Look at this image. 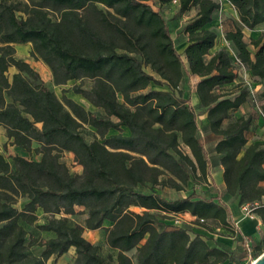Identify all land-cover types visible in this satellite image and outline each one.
<instances>
[{
  "label": "trees",
  "instance_id": "16d2710c",
  "mask_svg": "<svg viewBox=\"0 0 264 264\" xmlns=\"http://www.w3.org/2000/svg\"><path fill=\"white\" fill-rule=\"evenodd\" d=\"M26 1L24 14L28 17L24 19L17 15L14 3L0 0V126L12 144L25 152H31L33 142H38L43 157L37 162L15 156L12 165L0 153V195L30 200L20 212L14 208L15 202L0 198V252L6 251L0 253V264H45L72 247L78 254L75 264H111L98 253L99 247L83 236L85 230L103 228L105 221L113 224L104 228L108 246L118 253L113 264L233 261L227 247H211L203 235L193 238L184 227L170 230L160 222V213H186L198 221L213 220L229 228L231 208L222 198L226 194L238 198L241 206L260 203L255 213L264 223V188L260 186L264 182V143L247 147L245 134L250 121L240 119L223 126L240 101L218 102L215 91L233 83L237 75L226 50L218 51L210 61L206 58L217 34L203 27L215 20L220 4L214 0H180L182 12L192 6L199 8L197 18L185 27L189 34L185 59L189 72L202 78L197 88L202 107L208 108L210 129L223 136L216 152L222 155L226 191L207 198L193 191L170 200L155 191L146 194L136 188L161 184L185 191L192 180L208 181L211 164L201 140L196 109L189 99L176 94L185 76L184 59L160 10L173 0ZM151 1L159 7L157 10ZM229 2L245 28L264 23V0ZM54 12L59 13L56 19L51 18ZM144 31L157 41L158 57L165 60L156 70L159 79L144 68L150 58ZM117 39L125 43V52L117 50ZM226 39L234 44L240 62L263 81L264 45L253 58L240 29L227 33ZM26 43H31L50 67L55 85L64 86L71 80L93 81L90 90L79 86L72 90L104 113L86 111L67 96L59 99L31 64L17 58L14 44ZM12 67L17 72L10 77ZM150 84L170 90L142 93ZM119 93L123 103L117 99ZM87 124L103 139L110 129L119 133L102 144L87 142L79 131ZM123 127L131 136L122 134ZM180 142L189 153L179 148ZM63 150L75 154L84 167L82 175L70 174L58 154ZM77 206L90 209L87 227L69 222L68 216L77 213ZM39 208L53 216L42 230L56 237L42 244L45 250L41 257H31L19 251L26 234L19 220L34 223ZM257 248L260 252V246Z\"/></svg>",
  "mask_w": 264,
  "mask_h": 264
},
{
  "label": "rangeland",
  "instance_id": "374dc122",
  "mask_svg": "<svg viewBox=\"0 0 264 264\" xmlns=\"http://www.w3.org/2000/svg\"><path fill=\"white\" fill-rule=\"evenodd\" d=\"M8 3H14L18 8L17 15L19 17H23L24 19L28 17V15L25 13L24 10L26 8V0H1ZM215 2L218 0H214ZM229 2V1H228ZM228 2H224V4H227ZM152 4L157 10L159 7L155 6V3L153 1L149 2ZM181 1L178 0V2L172 1L170 4H164L161 6V13L164 15L165 20L168 23L169 30H171V34L175 35V44H179V37L176 36L177 33H181L183 30H185V24L180 26L179 22L182 21V19L189 17L191 15H195L199 8L197 6H192L189 10L186 12L181 11ZM217 13H220V9L216 11ZM59 17V13L54 12V14H51L52 19H56ZM145 32V37L147 40V44L149 45L148 51L150 52V58L148 57V60L146 61L145 65V71L148 72L151 75L156 76L158 79L161 78L160 74L156 72V70L159 69V67H162L165 64V60L163 58L158 57L157 52V41L153 40L151 38V34L147 31ZM147 32V33H146ZM139 36V32H137ZM141 33V32H140ZM115 46H119L117 50L120 53L125 52L124 49L126 47L125 43L122 40H116ZM14 47L17 51L16 56L18 59L22 61H27L29 64L33 66V68L40 74V76L45 80L47 86L51 89V91L55 92V94L59 97V99H63L64 96H67L69 99H73L76 103L83 106L85 110L93 111V112H103V110H99L96 106H94L88 99H85L83 95L75 93L72 88L73 87H81L83 90H90L93 86V81L86 79V80H71L64 86H58L55 85V81L53 78V73L50 69V67L44 63L42 58L36 53L35 49H33V45L31 43H26L25 45L21 44H14ZM124 47V48H123ZM177 49H179V46H176ZM153 50V51H151ZM146 51V53H148ZM183 58L185 59V53L183 54ZM151 62H150V61ZM149 61V62H148ZM238 67V66H237ZM17 69L15 67H12L9 70V76L11 77L12 74L16 73ZM184 79L179 86L176 87V94H182V96L186 99L190 100V103H192V98L196 99L195 91L196 89V83L195 81H191L188 78V75L184 71ZM166 90L169 91L167 86H156L155 84H150L148 88L145 89V91H142V93H147L152 90ZM235 89V88H233ZM232 88H227L226 90H220L221 92L224 91H231ZM243 90V87H242ZM117 99L120 103L124 102L122 94L117 95ZM194 107L196 109L197 118H198V125H199V131H202L203 126V120L206 118V113L208 112V109L202 107V104L199 105L196 101L193 102ZM229 118L225 121L224 127H227L229 123H233L234 120L231 119L232 117L228 116ZM115 122L118 121L115 118H112ZM80 133L82 136L85 137L87 142H93L98 141L99 143H104L105 139L110 138L113 135H117L119 133V130L110 129L105 139L101 135L98 134L97 130L90 125H82V127L79 128ZM122 134L126 136H131V132L127 127L122 128ZM206 139V136H203L201 134V140L204 142ZM207 145H209L208 140ZM41 148V145L34 141L32 144V151L31 152H25L20 147L15 146L12 144V141H10L6 137V130L3 127H0V153L4 155L5 159L13 165L14 163V157L15 156H21L24 157L27 160H33L40 162L42 160V155L40 154L39 149ZM179 148L181 150L185 151L186 153H189V150L184 147L181 142L179 144ZM56 154V152H54ZM212 153V151H211ZM60 155V160L68 167L70 174L74 177L76 175H82L84 173V167L78 163L76 160L75 154L63 150L58 153ZM212 183H210V178L207 182H203L200 180H192L188 186L186 187L185 191H175L169 187H165L160 185H155L152 187V184H148L145 187H137L136 191L143 192V193H151L152 191H155L157 193H160L167 197L170 200H176L181 197L188 196L193 191H196L201 197L207 198L210 197L211 194H218L219 191H215L216 186L212 187ZM3 197V202H15L14 208L18 209L20 212H24V209L26 205L30 202V200L27 197H20L16 195H0V198ZM222 198L225 200L226 204L230 205L231 208V216L230 220L232 221L229 224V228L227 227H221L219 226L218 222L213 220H208L206 223L203 221H198L196 217L191 218L190 214L186 215L184 214H170L167 212L160 213V222L163 224L165 223L166 227L170 230L184 227L188 230L190 236L193 238L196 234L203 235L204 239L210 245L211 247L217 246V244H221L223 242V239H227L230 241V246L222 245L223 247H227L230 249L231 254L230 258L233 259V261H225L223 264H253V261L258 258L260 255L264 253V225L259 227L258 235L255 236V238L252 240L251 243H244L242 234L240 232L239 227L236 224V221L233 219L234 215H237L238 213H242L241 205H239V199L229 197L226 194L222 195ZM264 204V200L262 202ZM77 210V213L75 215H69L68 219L71 225H83L87 227L86 220L89 217L90 209L87 207H81L77 206L75 208ZM141 211L138 208H133V210ZM37 220L34 223L27 224L22 219L19 220L20 226L24 228L26 231L24 241L25 245L22 249H19L22 253L26 255L35 256V257H41L42 253L44 252L45 248L42 246L46 240L55 238L56 235L52 232L43 231L42 226H45L48 219L52 218L53 216L47 214L44 212L41 208L37 209L36 212ZM57 219H60L62 215H56ZM203 224L207 226H202ZM264 224V223H263ZM113 224L105 221L104 227L95 230L86 232L83 234L84 238L87 239L90 243L92 242L95 246L99 247L98 253L107 260L108 263L113 264L114 262H117L118 253L116 250L110 248L107 244V238H106V230L105 227L112 226ZM232 240V242H231ZM258 246H260L261 251L258 252ZM6 251L3 249L0 253L2 254ZM257 253V254H255ZM135 252L131 253V256L134 257ZM78 258L77 249L72 247L70 248L66 253H64L62 256H53L45 264H75L76 260ZM25 261V260H24ZM25 262H18L17 264H24Z\"/></svg>",
  "mask_w": 264,
  "mask_h": 264
},
{
  "label": "crops",
  "instance_id": "0c3cea01",
  "mask_svg": "<svg viewBox=\"0 0 264 264\" xmlns=\"http://www.w3.org/2000/svg\"><path fill=\"white\" fill-rule=\"evenodd\" d=\"M197 16V13L195 15H191V17H189V22H187L188 17L182 19V21L179 22L180 26L186 23V27L187 24L195 20ZM203 29L215 31L217 34V39L215 41L216 44L206 56L207 60L210 61L212 57L218 53V51L226 50L232 59L234 72L237 75L233 83L225 84L215 91L216 96H218V102L222 99H230L233 102L235 100L240 101L239 107H237L233 112H229L228 115L232 117L231 119H233L234 121H238L240 119L250 121L249 129L245 134L247 147H250L251 144L255 143H264V96H262L264 91V80L262 81L259 77L255 76L250 69L246 68V66L242 67L237 63V60H239V58L237 57L236 48L233 43L226 39L227 33L240 29L243 34V41L248 45V49L251 52L252 57L254 58V55L259 51L262 45H264V23H261L254 29H249L248 27L245 28L240 21L239 13H237L232 3L228 2L227 4H223L220 9V13L216 12L215 20L210 24H206ZM171 35L174 40V45H176L175 35ZM176 36H178L180 39L179 44L176 45L179 46V49L177 50L182 55V59H184L183 54L185 53V50L189 45V34L186 33L185 30H183L181 33H177ZM184 70L188 75V78L191 81H195V87L197 88L199 82L202 81V78L189 72V63L187 59H184ZM227 88L235 89L224 92L220 91L221 89L226 90ZM196 90V99L192 98L191 103L193 106V102L195 101L199 105L202 104L200 96L198 94V88ZM205 108L208 109L207 107ZM205 117L206 118L203 120L202 131L199 132L200 135L202 134L203 136H206L203 144L204 147H206L207 152L209 153L208 156L209 160L211 161L209 169L210 183L216 186L215 191H219L218 194L213 193L211 194V196L217 197L226 191L224 176L225 168L221 161L222 155H219L216 152L217 145L221 140H223V136H218L211 131L208 112L206 113ZM206 140H208L210 146L207 145ZM243 154L244 153H242L240 157H242ZM260 186L264 188V182L260 183ZM190 217L193 218L192 216ZM233 219L236 221L243 239H245L248 243H251L255 236L258 235L257 233L259 231V227L264 225L262 219H260L255 212L252 219L244 216L243 212L234 215ZM90 231L85 230L84 233ZM221 244L230 246L231 243L225 238L223 239V242H221ZM215 247L217 246L215 245Z\"/></svg>",
  "mask_w": 264,
  "mask_h": 264
},
{
  "label": "built area",
  "instance_id": "2783aa9c",
  "mask_svg": "<svg viewBox=\"0 0 264 264\" xmlns=\"http://www.w3.org/2000/svg\"><path fill=\"white\" fill-rule=\"evenodd\" d=\"M229 0H218V3L220 4V9L221 7L223 6L224 2H228ZM174 2H178V0H174ZM237 63L240 65V66H244L240 60H237ZM261 206L260 203L258 202H255V203H252V204H247V205H244L242 206V212L244 214V216L248 217V218H253L254 217V212L257 208H259ZM203 221V220H201ZM204 222V221H203Z\"/></svg>",
  "mask_w": 264,
  "mask_h": 264
},
{
  "label": "water",
  "instance_id": "95a60500",
  "mask_svg": "<svg viewBox=\"0 0 264 264\" xmlns=\"http://www.w3.org/2000/svg\"><path fill=\"white\" fill-rule=\"evenodd\" d=\"M253 264H264V253L253 261Z\"/></svg>",
  "mask_w": 264,
  "mask_h": 264
}]
</instances>
